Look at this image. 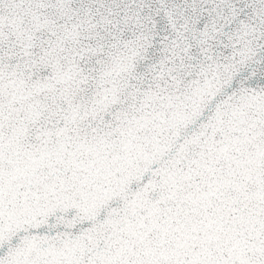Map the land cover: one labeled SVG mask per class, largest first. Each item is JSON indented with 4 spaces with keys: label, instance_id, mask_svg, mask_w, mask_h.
<instances>
[{
    "label": "snow or ice",
    "instance_id": "6c2138e0",
    "mask_svg": "<svg viewBox=\"0 0 264 264\" xmlns=\"http://www.w3.org/2000/svg\"><path fill=\"white\" fill-rule=\"evenodd\" d=\"M0 264H264V0H0Z\"/></svg>",
    "mask_w": 264,
    "mask_h": 264
}]
</instances>
